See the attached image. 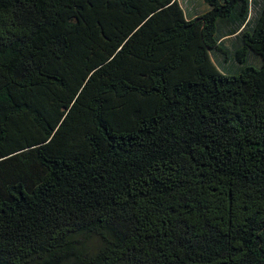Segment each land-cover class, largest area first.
Returning a JSON list of instances; mask_svg holds the SVG:
<instances>
[{"label":"trees","instance_id":"obj_1","mask_svg":"<svg viewBox=\"0 0 264 264\" xmlns=\"http://www.w3.org/2000/svg\"><path fill=\"white\" fill-rule=\"evenodd\" d=\"M0 0V264H264V0Z\"/></svg>","mask_w":264,"mask_h":264},{"label":"rangeland","instance_id":"obj_2","mask_svg":"<svg viewBox=\"0 0 264 264\" xmlns=\"http://www.w3.org/2000/svg\"><path fill=\"white\" fill-rule=\"evenodd\" d=\"M180 3L190 17L199 16L208 9L205 0H180Z\"/></svg>","mask_w":264,"mask_h":264}]
</instances>
